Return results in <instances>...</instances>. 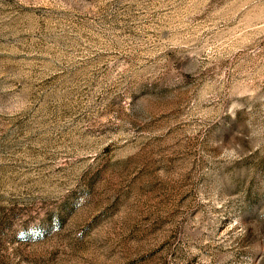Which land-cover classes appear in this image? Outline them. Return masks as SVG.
Instances as JSON below:
<instances>
[{"label":"rangeland","instance_id":"374dc122","mask_svg":"<svg viewBox=\"0 0 264 264\" xmlns=\"http://www.w3.org/2000/svg\"><path fill=\"white\" fill-rule=\"evenodd\" d=\"M0 264H264V0H0Z\"/></svg>","mask_w":264,"mask_h":264}]
</instances>
